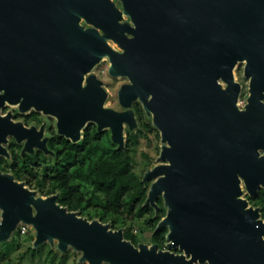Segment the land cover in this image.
Returning <instances> with one entry per match:
<instances>
[{"label":"water","instance_id":"1","mask_svg":"<svg viewBox=\"0 0 264 264\" xmlns=\"http://www.w3.org/2000/svg\"><path fill=\"white\" fill-rule=\"evenodd\" d=\"M105 58L110 77L128 79L120 109L91 73ZM135 101L160 134L142 182L154 216L162 199L164 247L134 244L61 205L59 191L43 196L1 170L0 243L25 225L34 249H73L77 264H264V221L241 185L250 195L264 186V0H0V107L51 115L74 144L94 123L124 150L139 127ZM11 115H0V156L9 134L22 152L54 153Z\"/></svg>","mask_w":264,"mask_h":264},{"label":"trees","instance_id":"2","mask_svg":"<svg viewBox=\"0 0 264 264\" xmlns=\"http://www.w3.org/2000/svg\"><path fill=\"white\" fill-rule=\"evenodd\" d=\"M135 112L139 127L133 132L126 131L124 150L115 149L116 145L111 142L108 146H100L98 142L102 133L96 132L91 125L79 145L67 143L62 150L56 147L58 157L55 164L45 165L39 172L35 169L37 164L33 163L32 157L25 156L20 159L21 165L14 174L16 179L25 181L27 186L37 189L43 196L59 191L58 202L69 210H78L80 215L89 219L96 217L102 222H111L114 229L123 228L125 238L134 244L144 242L137 238L134 226L137 220L147 216L144 222L147 226L151 225L153 230L149 235V243L164 247L166 229H155L165 215L162 199L157 200L160 206L157 216H154V208L144 205L148 187L142 182V177L152 166L153 157L141 152L143 159L139 161L135 158L140 143L139 134L143 131L140 130L146 129L150 135L151 123L139 105L135 107ZM154 136L159 139L158 132ZM94 204L97 214L86 212ZM31 242L16 259H5L6 254H1L0 259L4 261H0V264H25L27 258L35 264H52L56 257L60 258V263L66 262L68 251L61 253L47 243L34 249ZM7 243H0V246Z\"/></svg>","mask_w":264,"mask_h":264},{"label":"flooded vegetation","instance_id":"3","mask_svg":"<svg viewBox=\"0 0 264 264\" xmlns=\"http://www.w3.org/2000/svg\"><path fill=\"white\" fill-rule=\"evenodd\" d=\"M125 19L126 21H128L129 17H126ZM129 36L131 35L129 34ZM110 44L112 45L114 49L120 50L114 42L110 41ZM240 64L242 66L240 73H239L241 77L240 82L242 84V90H241V94L239 98V105L242 108L246 102V97L248 95L247 90H248L249 80L244 78L243 76L244 64L243 63H240ZM108 66H109V61L107 58H105L101 61V63H98L92 69L91 73L96 74L102 81H104V88L109 93V99H110L112 97L111 89H113L116 94L117 88L114 89L115 84H117L116 87H118L121 83L128 82V79L125 77L124 78L110 77L108 74ZM236 69H238V66ZM117 104H118V101H117ZM137 105H139L140 108L143 110L142 105L138 101L133 102L134 110H135V107H137ZM120 108L121 107L119 105L118 109ZM9 111H11V114H12L11 119L13 122L21 121L25 127L27 128L33 127L32 132H31L32 137H34L33 135L38 136V134L40 133V140L47 138V146L51 151L54 152L53 154L45 155L43 151H41L40 149L36 147L33 148L34 150L33 153H29L27 151L22 152L23 144L18 143L15 140L14 136L9 134L7 136L8 142L4 144V146L7 148L8 156L6 155L0 156V170L2 172L11 173L14 176H15L14 172L18 170V168L21 165L20 159L24 158L25 156L32 157L33 163L35 162V164H37V166L35 167H38V164H39L37 159H39L40 157L45 158L46 156H50L49 158L52 160V163L55 164L56 159L58 157L57 156L58 150L56 149V147H59V149L62 150L63 148L66 147L67 143H70L71 145H74V146L79 145L84 139L86 129L89 128L91 125L94 126L95 131L98 132L95 124L89 123L83 131V137H82L81 142L74 144L69 139L65 138L64 136H60L57 134L56 127H55L56 119L53 116L43 114L42 112L36 111L34 109H30L26 113H21L18 111V108L13 105H5V106L0 107L1 116L6 115L7 112ZM42 126H43V129L40 132ZM98 133H102V134L105 133L110 140L109 130H105V131L98 132ZM110 142L112 143L111 140ZM261 154L264 155V151H261ZM43 161H45V159ZM241 185L244 191V198L248 200L250 205H252L255 208H259L261 219L264 221V186L262 184H259V186L256 189V193L254 195H250L243 180L241 181Z\"/></svg>","mask_w":264,"mask_h":264},{"label":"rangeland","instance_id":"4","mask_svg":"<svg viewBox=\"0 0 264 264\" xmlns=\"http://www.w3.org/2000/svg\"><path fill=\"white\" fill-rule=\"evenodd\" d=\"M241 67H242L241 64H239L238 69L235 70L236 78L239 81L241 80V77L239 75ZM116 86H117V84H115L114 89L117 88ZM111 94H112V97L107 102V105L110 107L119 108V105L117 104L116 94H115L113 89H111ZM145 119H147V118H145ZM148 120H150V119L148 118ZM150 123H151V125L149 128H152L150 135L147 133L146 129L140 130V131H142V130L143 131L140 132V134H139L140 143L138 145L137 151L135 152V158H136V160L140 161L141 159H143L141 156V152H146V153H148V155L150 157H153V162H152V166H153L155 163H157V161H156V158L158 157L157 148H159V146H160V135H159V139H157V137L154 136L155 133L156 132L159 133V131L155 128V126H153V123L151 120H150ZM98 143L100 146H108L110 144V140H109L108 136L105 133H103L101 138L99 139ZM49 157L50 156H46L45 158L40 157L39 159H37L39 164H38V167H35V169H37L40 172L43 170V167L45 165H51L52 160ZM44 159H45V161H43ZM150 182L151 181H149V183ZM86 212H88L90 214H97L98 211L96 210V207L94 204V205L90 206L86 210ZM146 218H147V216H144L143 218L137 220V222L134 226V232H135L138 239L144 240V242L149 243L150 242L149 235L151 234V232H153V230H152L151 225L147 226L145 224L144 220ZM128 224H129V222H128ZM33 237H34V231L30 227H27V230L23 235L17 234V232H16L13 235V238L10 241H8L9 243H7L6 245L0 246V255L6 254L5 259H7V258L16 259L20 253H23L27 249V246H29V244L31 242V238H33ZM32 241H33V239H32ZM68 252L69 253L66 256L67 260L64 264H76L77 259L79 257V254L76 253L73 249L68 250ZM0 261H2V259H0ZM59 261H60V258L56 257L55 263H52V264H62ZM25 264H35V262L32 259L27 258L25 261Z\"/></svg>","mask_w":264,"mask_h":264},{"label":"built area","instance_id":"5","mask_svg":"<svg viewBox=\"0 0 264 264\" xmlns=\"http://www.w3.org/2000/svg\"><path fill=\"white\" fill-rule=\"evenodd\" d=\"M26 230H27V226L20 225L19 229H18V232H19V234H24L26 232Z\"/></svg>","mask_w":264,"mask_h":264}]
</instances>
